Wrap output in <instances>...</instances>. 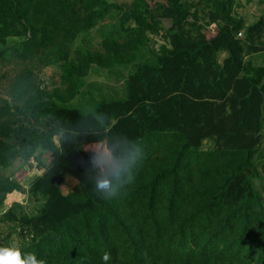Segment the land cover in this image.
Segmentation results:
<instances>
[{"label": "trees", "instance_id": "16d2710c", "mask_svg": "<svg viewBox=\"0 0 264 264\" xmlns=\"http://www.w3.org/2000/svg\"><path fill=\"white\" fill-rule=\"evenodd\" d=\"M191 1L138 0L122 9L107 0H0V59L8 38L19 39L12 48L22 62L65 49L113 9L128 34L75 61L63 51V89L45 92L19 73L10 89L18 113L6 101L0 106V168L40 151L34 159L44 170L28 189L44 204L22 256L46 264H264V206L251 183L264 127V64L246 59L264 53V21L247 25L233 11L236 0H213L201 21ZM147 31L165 42L153 63H135ZM131 64L123 98L87 112L66 106L91 66ZM208 139L213 148L203 150ZM93 142L115 149L125 169L114 198H101L95 177L84 175L83 151ZM20 189L0 176V201Z\"/></svg>", "mask_w": 264, "mask_h": 264}, {"label": "rangeland", "instance_id": "374dc122", "mask_svg": "<svg viewBox=\"0 0 264 264\" xmlns=\"http://www.w3.org/2000/svg\"><path fill=\"white\" fill-rule=\"evenodd\" d=\"M107 1L125 9L133 7L138 0ZM191 3L198 10L199 19L203 21L213 0H192ZM233 11L247 25H252L260 18L264 21V0H236ZM120 15V10L113 9L92 30L78 33L71 43L65 44V49L47 48L44 51H38V54H33L31 56L33 59L26 62H22L18 58L17 54L20 52V48L16 51L12 48V44L18 42L19 39L8 38V46L0 59V106H3V102L6 101L10 105V111L18 113L20 108L18 104L12 102L10 89L16 75L23 71L30 73L35 85H38L45 92L51 93L57 89H63L60 77L64 54L61 53L66 51L67 58L75 61L80 58L84 51L102 52L101 42L104 39L123 43L128 34L119 27ZM146 35L148 37L147 42L140 49L135 63H153L160 45L165 42L162 33L153 34L147 31ZM260 55L261 57H259ZM259 56H257L258 60H254L261 66L264 64V53L259 54ZM133 68L134 64L114 66L110 69L91 66L88 75L78 80L79 93L66 106L87 112L92 110L100 100L123 98L125 80ZM56 104L62 106L58 102ZM54 140L57 142V138ZM8 142L11 145L14 144L13 140H8ZM213 145L212 140H205L202 143V149L210 150ZM39 153L40 151L35 152L27 163L20 157H16L0 168L2 178L16 181L21 186L19 191L7 194L0 201V247L15 246L21 248L37 237L33 227V218L42 210L44 199L41 196H31L28 189L34 179L44 172L42 168L38 167L34 159ZM43 162L45 164V161ZM263 162L264 127L261 130V143L258 156L254 160L255 170L251 178L252 187L264 206V176L260 172V166ZM71 186L72 182L68 181L63 188L65 190Z\"/></svg>", "mask_w": 264, "mask_h": 264}, {"label": "clouds", "instance_id": "9594fccd", "mask_svg": "<svg viewBox=\"0 0 264 264\" xmlns=\"http://www.w3.org/2000/svg\"><path fill=\"white\" fill-rule=\"evenodd\" d=\"M86 162L82 164L85 177L91 179L95 177L93 182V191L100 195L103 199L114 198L123 187L124 184L117 186L114 181L123 175L125 169L117 163V151L103 142H93L83 151ZM103 165L104 171L97 172ZM133 176L130 173L126 183H130ZM110 258L105 253L103 259L107 261ZM0 264H46L43 259L38 260L34 253L22 256L19 248L15 246L0 247Z\"/></svg>", "mask_w": 264, "mask_h": 264}, {"label": "crops", "instance_id": "0c3cea01", "mask_svg": "<svg viewBox=\"0 0 264 264\" xmlns=\"http://www.w3.org/2000/svg\"><path fill=\"white\" fill-rule=\"evenodd\" d=\"M259 54H261V53L253 54L252 56L249 57V60H251V62H252L254 65H257V66H259L260 64H257L255 60H258V59H257V56H259ZM224 56H225V53H222V54L220 55V57H219V60H222V58H223ZM259 57H261V55H260ZM254 59H255V60H254ZM262 61H263V59H262ZM263 62H264V61H263Z\"/></svg>", "mask_w": 264, "mask_h": 264}, {"label": "built area", "instance_id": "2783aa9c", "mask_svg": "<svg viewBox=\"0 0 264 264\" xmlns=\"http://www.w3.org/2000/svg\"><path fill=\"white\" fill-rule=\"evenodd\" d=\"M238 37H241L242 36V34L241 33H238V35H237Z\"/></svg>", "mask_w": 264, "mask_h": 264}]
</instances>
